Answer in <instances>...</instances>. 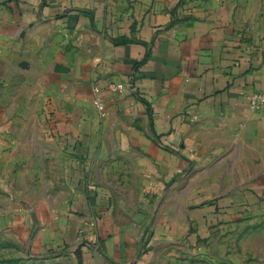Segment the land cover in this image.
<instances>
[{
  "label": "crops",
  "instance_id": "1",
  "mask_svg": "<svg viewBox=\"0 0 264 264\" xmlns=\"http://www.w3.org/2000/svg\"><path fill=\"white\" fill-rule=\"evenodd\" d=\"M260 90L264 0H0V188L38 253L264 264Z\"/></svg>",
  "mask_w": 264,
  "mask_h": 264
},
{
  "label": "rangeland",
  "instance_id": "2",
  "mask_svg": "<svg viewBox=\"0 0 264 264\" xmlns=\"http://www.w3.org/2000/svg\"><path fill=\"white\" fill-rule=\"evenodd\" d=\"M121 163L122 167L128 166L125 160ZM51 179L52 182L42 176L35 179L34 198L45 197L52 202L59 201L58 196L64 187L62 184H54L53 180L55 181L56 177L51 176ZM117 181L114 188L119 198L127 196L130 199L128 197L130 193L135 196V192L131 191H127L125 195L124 192L119 193L126 189L122 190L124 186H119ZM47 187L50 190H46ZM12 195L10 191L0 188V264H80L78 256L68 244L63 242L53 246L52 251L43 253L35 251L32 239L35 228L28 225L26 219H18L21 207L19 201ZM258 219H260L258 226H264V215H260Z\"/></svg>",
  "mask_w": 264,
  "mask_h": 264
},
{
  "label": "built area",
  "instance_id": "3",
  "mask_svg": "<svg viewBox=\"0 0 264 264\" xmlns=\"http://www.w3.org/2000/svg\"><path fill=\"white\" fill-rule=\"evenodd\" d=\"M108 88L112 92H122L126 90L127 85L110 79L108 81ZM248 102L251 109L264 112V90L254 91L249 96ZM93 104L97 108L98 112L101 114L105 113L106 103L100 95L96 94V96L93 98Z\"/></svg>",
  "mask_w": 264,
  "mask_h": 264
},
{
  "label": "water",
  "instance_id": "4",
  "mask_svg": "<svg viewBox=\"0 0 264 264\" xmlns=\"http://www.w3.org/2000/svg\"><path fill=\"white\" fill-rule=\"evenodd\" d=\"M25 63H21V65H24Z\"/></svg>",
  "mask_w": 264,
  "mask_h": 264
}]
</instances>
